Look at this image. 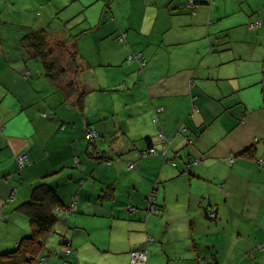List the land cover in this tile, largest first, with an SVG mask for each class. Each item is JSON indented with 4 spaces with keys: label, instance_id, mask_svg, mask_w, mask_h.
<instances>
[{
    "label": "crops",
    "instance_id": "1",
    "mask_svg": "<svg viewBox=\"0 0 264 264\" xmlns=\"http://www.w3.org/2000/svg\"><path fill=\"white\" fill-rule=\"evenodd\" d=\"M93 1L0 0V252L47 183L73 206L29 264H264V0ZM31 29L76 44V92L43 74Z\"/></svg>",
    "mask_w": 264,
    "mask_h": 264
},
{
    "label": "trees",
    "instance_id": "2",
    "mask_svg": "<svg viewBox=\"0 0 264 264\" xmlns=\"http://www.w3.org/2000/svg\"><path fill=\"white\" fill-rule=\"evenodd\" d=\"M47 37L48 34L45 29H31L21 35V42L28 48V51L33 57L39 58L42 64L43 74L48 79L55 81V62H49L52 58V52L47 44ZM75 38L76 36L72 40H76ZM55 45L61 48L62 46L67 47L66 49L71 51L64 43V40L59 41ZM72 53V60H74L75 63L76 60L80 61L76 44L72 46ZM76 87L77 84L75 85L73 82H70L67 85H63L61 88H63L67 94H70L76 92ZM42 116L47 117L49 115L46 113L44 115L43 113ZM62 205L53 187L49 186L47 183L34 185L31 189L29 198L16 207L18 211L25 213L28 217L30 232L28 235L21 237L13 249L0 252V264H29L31 260L36 259L43 240H45L49 232H51V228L54 223H56L57 219L60 218L56 208ZM207 218L210 219L209 216H207ZM62 241L64 244V240Z\"/></svg>",
    "mask_w": 264,
    "mask_h": 264
},
{
    "label": "built area",
    "instance_id": "3",
    "mask_svg": "<svg viewBox=\"0 0 264 264\" xmlns=\"http://www.w3.org/2000/svg\"><path fill=\"white\" fill-rule=\"evenodd\" d=\"M188 5H189L191 8H194V6L196 5L195 0H188ZM260 25H261V22H260L259 20H256V21H254V22H249L248 27L251 28V29H253V28L259 27ZM118 39H119L120 41H123V42H124V41H125V36H124V35H119V36H118ZM127 59H128V60H137V61H139L140 66H142L143 63H144L143 60L140 58V55H139V54H137V55H129V56L127 57ZM44 115H45V113H44ZM156 120H157V119H155V121H156ZM159 135L162 136L161 133H159ZM86 137H87L89 140H93V139H95V138L98 137V132L95 131V130H88V131L86 132ZM162 142L165 143V144L167 143V142H165V139H164V138H162ZM157 153H158L157 150H156L155 148L151 147V148H149L147 151H145L144 155H153V154H157ZM229 158H230V160L233 159L232 156H230ZM26 161H27V157H26L25 154H19V155L17 156V162H18V164H19L20 166H23V165L25 164ZM78 161H79L78 157H75V158H74V162H75V163H78ZM171 163H172L173 166L176 165L175 161H171ZM189 163H190V162H189ZM258 163L264 165V160L260 159V160H258ZM128 166L131 167L132 164L129 163ZM186 172H187V171H184V173H186ZM152 200H153L152 196H149V199H148V202H149V209H148V212H156V211H157V208L154 207V203H153ZM72 206H73V205H72V203H71V204L68 205L64 210H62L61 207H57V208H56V211H57V213H58V212H59V213H63V212L68 213V212H70L69 210L72 208ZM206 214H207V216H209L210 218L215 217V208H214V206H211ZM151 240H152V237H150V236L147 237V239H146V241H151ZM258 248H259L260 250H264V242L261 243V244L258 246ZM51 249H52V248H51ZM52 250H53V249H52ZM69 252H70V250H69V249H66V253H69ZM42 259H43V257L41 258V260H42ZM146 259H147V250H146L145 248H144V249L141 248V249H134V250H131V252H130V260H131V262H144V261H146Z\"/></svg>",
    "mask_w": 264,
    "mask_h": 264
},
{
    "label": "rangeland",
    "instance_id": "4",
    "mask_svg": "<svg viewBox=\"0 0 264 264\" xmlns=\"http://www.w3.org/2000/svg\"><path fill=\"white\" fill-rule=\"evenodd\" d=\"M143 1V0H139ZM104 0H95L91 3L90 7L88 6L87 10L88 13L92 14L93 10L95 7L98 5L103 4ZM114 2V0H113ZM136 5V3H135ZM64 15V14H63ZM118 16H120L118 14ZM72 31V37H75V35L80 31L77 28L71 29ZM77 37V35H76ZM55 38V37H54ZM76 39V38H75ZM59 41H63L61 39H51L49 36L47 37V44L50 47V51L52 52V58L49 60V62L53 61L55 62V67H54V73L56 74V81L59 84L67 85L70 82H73V84H78L79 83V75L83 69V65L81 61H77L76 63L74 60H72V46L64 40V43L68 46V48L71 51H68L66 48L62 46L58 47L57 44ZM71 52V53H70ZM39 62H41L39 60ZM41 64V63H40ZM62 85V86H63Z\"/></svg>",
    "mask_w": 264,
    "mask_h": 264
}]
</instances>
